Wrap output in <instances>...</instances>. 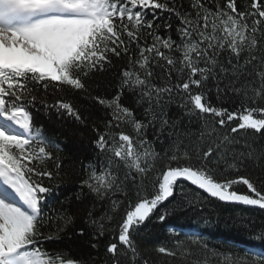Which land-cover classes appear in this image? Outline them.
Instances as JSON below:
<instances>
[{
	"label": "snow or ice",
	"instance_id": "1",
	"mask_svg": "<svg viewBox=\"0 0 264 264\" xmlns=\"http://www.w3.org/2000/svg\"><path fill=\"white\" fill-rule=\"evenodd\" d=\"M114 58L126 63L114 94L93 96L91 77ZM210 82L239 106H214ZM75 95L104 109L93 127L95 159L82 164L75 199L85 189L91 194L84 210L91 247L106 239L112 264H149L137 237L172 214L167 205L184 195L185 184L220 202L264 209V190L246 176L231 177L254 155L250 145L233 151L240 133L264 139V0H0V264H88L45 246L63 238L75 213L67 198L60 207L51 202L62 182L60 145L33 115L54 111L83 122ZM129 95L135 107L123 103ZM177 99L190 121L202 122L197 132L178 131L180 121L169 117ZM97 204H107L99 216ZM185 235L223 255L199 233ZM155 251L177 255L163 244ZM222 264H264V252L223 256Z\"/></svg>",
	"mask_w": 264,
	"mask_h": 264
},
{
	"label": "trees",
	"instance_id": "2",
	"mask_svg": "<svg viewBox=\"0 0 264 264\" xmlns=\"http://www.w3.org/2000/svg\"><path fill=\"white\" fill-rule=\"evenodd\" d=\"M183 2L187 4L188 0H183ZM238 3L242 5L243 0H238ZM167 15V13L164 14V16ZM171 19L175 24V17H171ZM124 67H126L125 61L114 58L113 66L95 73L89 82L92 95L110 98L116 90L121 69ZM209 86L212 87L209 99L214 106L227 108L230 111L239 106V99L230 92L217 96L211 82ZM70 98L83 114V122L75 121L68 116H59L54 111L46 113L33 110L37 124L43 125L46 134L60 145L62 182L59 195L51 202L56 207H60V201H65L67 198V201L71 202V211L75 213L74 222L66 228L65 233L62 234L63 238L45 246L50 251L71 250L72 255L87 261L88 264H112L106 254V239L100 240L98 248L91 247L93 230L84 220L86 215L84 210L90 207L93 201L91 194L85 189L81 200L75 199V196L80 194L79 181L83 175L82 164H87L95 159L92 141L95 139L96 133L93 127L94 122H100L104 109L95 105L86 96L75 95ZM123 103L135 107L134 99L130 95L124 98ZM178 105L179 100L177 99L167 109L169 117L180 121L177 130L183 128L193 133L197 132L202 122L195 117L190 121V118ZM149 138L151 139V131ZM167 144V140L163 146L157 143L156 150L160 151L162 147H167ZM249 145L254 153L253 157L245 160L239 172H232L231 177L246 176L258 188L264 190V139L259 135L250 136L241 132L233 151L237 154L247 152ZM184 187V195H178L172 204L167 205L172 214L163 223L153 219L137 237L141 255L149 264H204L205 260L208 261V264H216L217 259L222 264L223 256L245 259L252 256L253 253L264 252V240L257 239L261 231H264V209L220 202L207 197L205 193L194 188H188L186 184ZM235 188L241 193L248 192L246 186L242 184L236 185ZM134 191L135 189L129 186V192ZM115 198H120V194L117 193ZM189 201H192L191 205H189ZM106 208L107 204H97L96 215L99 216ZM117 219H119V215ZM80 228L85 229L84 236L76 235ZM172 228L179 229V233L170 232L169 230ZM187 232L199 233L207 242L209 249L223 255L214 257L211 252H205L202 246L192 245L191 238L185 235ZM176 241H183V244L177 245ZM160 244L176 251L177 255L168 257L159 254L155 249Z\"/></svg>",
	"mask_w": 264,
	"mask_h": 264
}]
</instances>
